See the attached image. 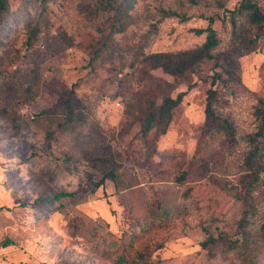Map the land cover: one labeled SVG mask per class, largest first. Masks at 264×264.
Returning <instances> with one entry per match:
<instances>
[{
  "label": "rangeland",
  "instance_id": "rangeland-1",
  "mask_svg": "<svg viewBox=\"0 0 264 264\" xmlns=\"http://www.w3.org/2000/svg\"><path fill=\"white\" fill-rule=\"evenodd\" d=\"M24 1L10 0L13 17ZM43 1L33 43L22 26L0 45V240L14 242L0 250V264H234L236 250L224 256L218 244L212 254L202 242L221 232L242 238L245 207L222 184L241 189L249 173L264 104V36L240 57L245 91L218 109L234 122L233 144L220 134L198 147L213 60L181 76L149 70L172 97L187 91L165 134L143 135L136 110L130 114L131 92L143 86L139 72L126 81L129 93L119 80L142 54L202 45L206 33L196 30L209 18L220 40L215 51L227 50L231 19L247 21L231 13L242 0H133L129 25L109 37L110 58L96 60L88 49L110 36L105 15L91 0ZM254 2L264 9V0ZM120 90L125 96L114 97ZM259 176L256 209L247 215L252 232L264 222V161ZM57 191L72 195L48 212L37 209ZM257 256L264 264V249Z\"/></svg>",
  "mask_w": 264,
  "mask_h": 264
},
{
  "label": "trees",
  "instance_id": "trees-1",
  "mask_svg": "<svg viewBox=\"0 0 264 264\" xmlns=\"http://www.w3.org/2000/svg\"><path fill=\"white\" fill-rule=\"evenodd\" d=\"M94 7L98 8L96 13L105 15V23L110 28V36L104 42H101L97 48H89L90 59L96 60L97 57L109 59L110 38L115 33H120L126 29L130 23V14L128 10L133 7V0H91ZM82 4V11H86L89 6ZM20 14L13 17V10L10 6V0H0V45L10 40L14 30H20L24 26L29 33L28 44H32L40 32V21L44 18L45 5L43 0H26L19 6ZM232 14L245 17L246 22L239 24L235 18H232L233 37L231 46L224 51L216 52L219 45L217 31L213 27V18H209V24L205 28L197 29L198 33H206V39L199 47L192 50L177 52H155L142 54L139 58L140 66L134 63V71L126 74V80L120 79V84L126 93L131 92L130 82L136 72H139L138 79L140 85H143L136 92H131V98L134 102L130 103V114L136 110L139 116L140 131L146 135L153 128L159 134H165L170 127L173 118L174 109L179 106L187 91L179 92L176 97L168 94L164 86V80L155 79L149 70L162 69L164 72L173 76L185 75L192 66L202 62L204 59L214 61V72L212 74L211 87L207 90L205 105V121L201 126L200 142L217 135L224 134L229 143L235 142L234 122L228 113H220L219 108L230 107L231 96H238L245 91L242 82L240 57L256 51L258 41L264 36V9L254 0H242L239 5L231 11ZM110 54V55H109ZM148 80V81H147ZM217 81L220 84L216 85ZM147 87V88H145ZM135 93V94H134ZM137 95L136 97H133ZM124 97L123 91L117 92L114 97ZM161 101L157 102V98ZM68 115H74L69 105ZM260 120L258 131L250 137L251 149L246 159V166L249 170L246 180L241 189L235 185H224L225 190L235 189L234 196L241 200L245 207L244 216L239 221V234L241 239H231L227 234L221 232L217 238L210 237L202 242V247L208 249L213 254L214 248L218 244H224V256L229 252L236 250L237 261L234 264H259L258 256L264 249V222L256 232L249 228L248 214H254L256 200L254 192L261 185L259 174L263 170L264 161V104L258 109ZM114 178L113 174H108ZM107 175V176H108ZM183 178V176H182ZM180 178V179H182ZM104 178L96 183L101 186ZM237 189V190H236ZM65 191H57L49 198L40 199L35 205L39 210L50 211V207L55 202L71 196ZM14 245L10 238L0 240V250ZM35 264V263H33ZM45 264V263H39Z\"/></svg>",
  "mask_w": 264,
  "mask_h": 264
}]
</instances>
